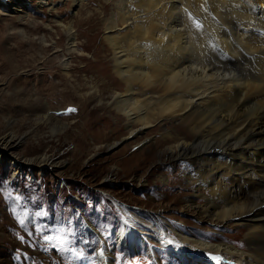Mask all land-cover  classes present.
<instances>
[{"label": "bare ground", "instance_id": "bare-ground-1", "mask_svg": "<svg viewBox=\"0 0 264 264\" xmlns=\"http://www.w3.org/2000/svg\"><path fill=\"white\" fill-rule=\"evenodd\" d=\"M59 1L37 0L50 10ZM69 1L72 9L84 3ZM106 1L110 13L102 21L103 39L116 84L101 87L102 72L95 79L83 74V84L74 76L72 60L78 56L82 60L86 46L77 40L72 21L61 23L59 14L53 21L65 38L59 64L70 84L66 87L124 120L127 135L110 145L128 137L143 145L124 160L126 164L137 166L146 159L143 152L151 150L144 145L148 138L142 132L150 126L157 130L160 136L151 145L163 147L150 161L158 168L183 167L181 172H166L170 188L185 180L186 190L179 192L183 197L172 203L212 224L214 232L233 229L241 236L230 242L217 233L186 228L184 219L183 225L173 223L161 213L153 214L148 227L136 223L132 210L107 192L122 212L118 243L136 247L133 228H139L162 239L182 264H264V0ZM27 2L0 0V9L20 11L22 17ZM44 37L39 36L40 46L45 45ZM47 58L43 53L40 63ZM44 113V119L55 118ZM55 131L52 126L50 136ZM21 138L11 130L0 133V159L10 157L13 174L22 161L42 169L54 161L48 152L18 153ZM158 176L165 180L163 173ZM146 177L141 173L134 179L145 186ZM100 254L103 264H112L105 243ZM157 258L163 264L158 254Z\"/></svg>", "mask_w": 264, "mask_h": 264}, {"label": "rangeland", "instance_id": "rangeland-1", "mask_svg": "<svg viewBox=\"0 0 264 264\" xmlns=\"http://www.w3.org/2000/svg\"><path fill=\"white\" fill-rule=\"evenodd\" d=\"M27 1V14L22 17L20 11L0 9V133L11 130L22 137L17 148L21 155L48 152L54 161L43 169L22 161L19 172L13 174L10 157L0 159V264H103V243L112 264H160L157 254L163 264H182L162 239L139 228H133L136 247L118 243L116 231L122 212L107 192L132 210L136 223L149 227L153 214L161 213L176 224L184 219L186 228L193 231L217 233L234 243L241 240L233 229L214 232L212 224L172 203L183 197L179 192L185 189V180L170 188L166 172H181L183 167L158 168L150 161L163 147L151 145L160 136L157 130L150 126L142 132L148 138L144 145L151 150L143 152L146 159L137 166L126 164L124 160L143 145H135L131 137L110 145L127 135L124 120L66 87L70 84L59 64L65 38L62 27L53 21L59 14L61 23L72 21L77 40L86 46L83 59L72 60L74 76L83 84V74L95 79L102 72L106 80L100 81L101 87L116 84L111 80L113 71L103 39L102 21L110 13L109 2L84 0L72 9L69 0H61L50 10L37 0ZM20 28L25 32L19 33ZM42 34L46 41L40 46ZM43 53L49 58L41 64ZM47 111L55 118L44 119ZM52 126L57 131L50 136ZM141 173L143 178L148 175L145 186L134 179ZM161 173L165 180H158Z\"/></svg>", "mask_w": 264, "mask_h": 264}, {"label": "snow or ice", "instance_id": "snow-or-ice-1", "mask_svg": "<svg viewBox=\"0 0 264 264\" xmlns=\"http://www.w3.org/2000/svg\"><path fill=\"white\" fill-rule=\"evenodd\" d=\"M199 27V25H197ZM69 111H73V109H69ZM45 239H51L50 237H45Z\"/></svg>", "mask_w": 264, "mask_h": 264}]
</instances>
